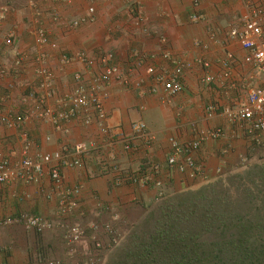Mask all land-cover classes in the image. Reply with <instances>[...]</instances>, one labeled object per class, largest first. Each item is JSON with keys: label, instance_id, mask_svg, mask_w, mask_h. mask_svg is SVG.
Masks as SVG:
<instances>
[{"label": "crops", "instance_id": "obj_1", "mask_svg": "<svg viewBox=\"0 0 264 264\" xmlns=\"http://www.w3.org/2000/svg\"><path fill=\"white\" fill-rule=\"evenodd\" d=\"M138 6L146 17L142 26L136 25L131 11ZM250 6L264 7V0H0V151L14 164L20 162L24 132L31 141L29 154L33 158L65 152L73 159L77 158L74 149L78 145L92 147L82 168L63 169L61 189L48 175L36 184L15 181L0 185V261L28 264L35 253H41L51 260L77 264L92 253L108 256L115 249L113 238L120 237L121 244L166 197L213 182L218 169L233 173L264 163V147L254 148L250 137L230 125L221 112H206L211 104L222 108L246 101L248 91L262 84L261 74L244 62L246 51L229 39L230 30L239 25ZM91 7L95 9V20L71 28L70 22L84 18ZM194 13L203 20L192 21ZM39 28L46 30L56 48L36 43ZM161 37L167 39L165 45ZM135 49L156 58L136 68L129 84L110 81L101 86L110 137L101 133L93 112L90 125L82 116L64 123L62 130L35 115L38 107L31 95L38 98L48 92L41 88L39 70L47 69L52 77L46 106L59 110L58 103L77 86L76 75H82L88 86L102 72V64L87 67L78 61L79 54L97 60L113 52L115 63L128 71L133 67L131 51ZM163 52L187 64L183 93L167 102L149 93L151 77L146 73L149 65L170 70L161 56ZM227 52L235 57L229 72L221 64ZM202 59L212 64L213 84L201 82L206 74L199 64ZM140 81L144 82V93L137 87ZM9 115L20 121L19 128H9L2 122ZM137 122L147 125L146 137L133 135L132 124ZM217 127L224 129L225 137L205 140L193 155L204 175L192 179L189 171L181 173L168 167L171 138L190 143L202 130ZM128 145L131 150L126 149ZM242 157L247 161L245 169L241 168ZM105 162L132 173L159 165L164 188L161 192L153 185H116ZM75 188H80L76 195L78 209L73 217L63 220L58 216L60 192ZM23 214L53 221L55 226L39 234L21 223L2 224ZM64 222L96 225L102 249L95 251L90 233L71 247L60 227ZM106 226L115 236L106 233Z\"/></svg>", "mask_w": 264, "mask_h": 264}, {"label": "built area", "instance_id": "obj_2", "mask_svg": "<svg viewBox=\"0 0 264 264\" xmlns=\"http://www.w3.org/2000/svg\"><path fill=\"white\" fill-rule=\"evenodd\" d=\"M32 6L34 7L35 3H33ZM131 11L135 15L136 25H144L146 17L142 13V8L138 6ZM39 14L37 10V15ZM52 16L54 19H58L56 13H53ZM191 19L197 22L203 20V16L194 13ZM94 20L95 9L91 7L88 9V14L84 18L70 22V27L77 28L81 24L90 23ZM229 39L238 43L246 51L247 54L244 58V62L261 74L262 84L248 91L246 101L237 103L235 106L230 105L222 108L219 105L211 104L206 108V112L209 115L221 112L230 125L239 127L244 134L250 137L254 143V148H256V146L264 147V7L250 6L249 11L241 19L239 25L230 30ZM160 42L165 45L167 39L161 37ZM36 43L41 46L56 48V44L51 42L46 30L42 28H39L36 32ZM161 56L169 64L170 70L161 71L154 65L147 66L146 73L151 77V84L148 89L150 94L158 95L163 102H167L173 97L183 93L184 73L187 69V64L184 61L176 59L168 52H163ZM131 57L133 59V67L125 71L121 66L115 63V55L113 52L105 53L97 60L89 59L86 55L79 54L77 56L78 61L87 67L92 68L98 63L102 64V72L92 80V85L88 86H86L82 75H76L75 81L77 86L58 103V105L61 106L59 110L46 106V100L51 95L52 77L47 69L43 68L39 70L38 74L43 78L41 88L48 92L38 98L34 97L35 95H31L38 107V109L36 108L35 110V115L47 121L49 120L53 126L62 130L64 123L82 116H84V123L90 125L92 123V116L90 114L93 112L96 115L101 133L106 137H110V128L106 125L107 118L104 110V98L101 93V86L110 81H116L123 86L129 84L135 69L144 66L149 59H155L156 55L149 56L141 50L135 49L131 51ZM63 61L68 63L69 60L64 58ZM234 62V55L227 52L221 64L227 72H229ZM199 64L206 71V74L201 80L202 84H213L215 78L210 74L212 64L205 59L199 60ZM143 85L144 82L140 81L137 83V87L141 89V93H144L142 90ZM2 122L9 128L16 129L21 126L20 121L12 115L3 117ZM132 133L134 136L146 137L147 125L144 122L132 124ZM225 135L224 129L222 127H217L202 130L199 132L197 139L190 143H181L171 138L169 141L171 153L167 158L168 167L177 169L181 173L189 171V176L192 179L204 175L202 168L197 165L194 159V153L199 150L201 144L205 140H219L224 138ZM21 138L23 139L24 146L22 151L23 157L20 162L14 164L10 157L5 156V154L0 151V185L10 184L15 181H22L25 184H36L39 183L45 175H48L54 186L57 189H61L63 184V169L82 168L84 166L85 156L92 150L90 145L80 144L74 149L77 158L71 159L68 153L65 152L44 154L33 158L29 154L32 144L28 134L26 132L22 133ZM131 148L130 145L126 147L127 150H131ZM241 162V168L245 169L247 167L246 158L242 157ZM103 165L108 168L109 172L114 174L113 182L116 185L131 183L141 188L153 185L161 192L164 188L163 173L159 165H150L149 171L140 170L136 173L122 170L117 164H109V162H105ZM217 173L219 176L225 172L218 169ZM79 192L80 188L60 192L58 216L63 220L73 217L77 211L78 202L76 200V195H78ZM80 217L83 218L84 214H81ZM20 223L23 224L26 229L39 234L51 231L55 226L53 221H48L30 214H23L15 220L9 219L2 222L3 225ZM60 227L64 230V237L71 247L80 244L90 233L91 235L89 238L95 247V251L98 252L102 249V244L96 237V233L98 232V227L96 225L87 226L81 222L65 225L64 222L60 224ZM105 230L109 235H114V231L110 226H106ZM120 242V237L115 236L113 238L115 249L119 246ZM2 252L3 248L0 246V254ZM107 257L108 256L103 257V255L100 256L99 254L92 253L89 259L78 262L77 264H106ZM0 264L7 263L5 261H0ZM28 264L65 263L61 260L48 259L41 253H35Z\"/></svg>", "mask_w": 264, "mask_h": 264}, {"label": "trees", "instance_id": "obj_3", "mask_svg": "<svg viewBox=\"0 0 264 264\" xmlns=\"http://www.w3.org/2000/svg\"><path fill=\"white\" fill-rule=\"evenodd\" d=\"M224 174L160 202L106 264H264V238L239 209L246 177Z\"/></svg>", "mask_w": 264, "mask_h": 264}, {"label": "rangeland", "instance_id": "obj_4", "mask_svg": "<svg viewBox=\"0 0 264 264\" xmlns=\"http://www.w3.org/2000/svg\"><path fill=\"white\" fill-rule=\"evenodd\" d=\"M239 173L246 177L240 190L239 209L248 221L258 227L254 232L264 238V164L256 165L245 171L238 170L233 173H225L223 177L229 179ZM250 180L254 182L249 183ZM255 198H258L256 202Z\"/></svg>", "mask_w": 264, "mask_h": 264}]
</instances>
